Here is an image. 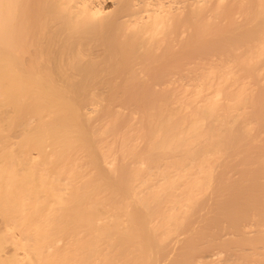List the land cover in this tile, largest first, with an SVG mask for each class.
Returning <instances> with one entry per match:
<instances>
[{"label":"bare ground","instance_id":"obj_1","mask_svg":"<svg viewBox=\"0 0 264 264\" xmlns=\"http://www.w3.org/2000/svg\"><path fill=\"white\" fill-rule=\"evenodd\" d=\"M10 221L42 264H264V0H0Z\"/></svg>","mask_w":264,"mask_h":264},{"label":"rangeland","instance_id":"obj_2","mask_svg":"<svg viewBox=\"0 0 264 264\" xmlns=\"http://www.w3.org/2000/svg\"><path fill=\"white\" fill-rule=\"evenodd\" d=\"M15 138H16V137H14V139H15ZM14 139H13L14 142H17V141H18V140H14ZM17 139H19V138L17 137ZM11 140H12V139H11ZM9 141H10V140H9ZM13 141H11V142H13ZM8 143H9V142H8ZM31 199H32V198H31ZM31 199H30V202H32ZM25 202H26V201H25ZM26 203H27V202H26ZM30 205H31V204H30ZM20 213H23V212L20 211ZM20 213H19V214H20ZM20 215H21V214H20ZM21 216H22V215H21ZM17 217H18V216H17ZM19 218H20V217H19ZM35 220H37V219H35ZM22 221H23V220H22ZM17 222H18V221H17ZM20 222H21V221H20ZM20 222H19V223H20ZM34 222H35V221H34ZM38 222H39V221H38ZM38 222H37V223H38ZM0 223H1L0 225H2V226H0V229H2V230L0 231V234H1L2 236H3V235H7V237H6V236L2 237V236L0 235V237H1V239H0V247H4V248H2V249L0 248V264H12V261L14 262L13 264H21V263H23V264H29L30 261H31V259H32L33 262L31 261L30 264H32V263H34V262H35L36 264H37L38 262H39L40 264L44 263L42 260L44 259L45 254L43 253L44 256L41 257L40 254H42V252H41V253L39 252V254L37 253V251H41V250H36V253H37L38 255L35 253L36 256H39V257H36L35 254H34L32 251H30V250L32 249V247H31L30 250H28V252H27L26 249H29V248H28L27 246H25L24 243H28L27 245L30 247L31 243H33L34 240H32L33 242H30V243H29V240H30L29 238H32L31 236H33V235L27 236L29 240L26 239L27 237H26V238L24 237V236L27 235V234H26L27 231L24 232V229L27 230V229H26L27 226L24 227L25 225L23 224V225H24V226H23V227H24L23 229H22V227L19 226V225L22 226V223H23V222H22L21 224L16 223V225H14L15 222H13V221L11 222V221H10V223H9L8 226H7L8 228L6 227V229H5L4 227H5L7 224H6L5 222H3V224H2V222H0ZM12 223H13V224H12ZM24 223H26V222H24ZM37 223H36V224H37ZM39 223H41V222H39ZM17 224H18V225H17ZM34 225H35V224H34ZM9 226H10V228H11V226H12V228H13V227L15 228V226H17V227L19 226L20 229H22L21 231L19 230L20 232H22V233H20V234H22V237H21V235H20V237H19V235H18V234H19V231L17 230V228H16V230H17L18 232L15 230V231H13V233L11 234L12 228L10 229ZM39 226H40V225H39ZM19 227H18V229H19ZM14 228H13V229H14ZM34 228H36V227H34ZM37 228H38V227H37ZM37 228H36V229H37ZM39 228H40V227H39ZM8 229H9V230H8ZM28 229H29V227H28ZM36 229H34V230H36ZM3 230H6V232H8V234H3V233H2ZM32 230H33V229H32ZM34 230H33V231H34ZM38 230H39V229H38ZM38 230H37V231H38ZM40 231H41V230H40ZM3 232H5V231H3ZM6 232H5V233H6ZM30 232H31V231H30ZM16 233H17V234H16ZM9 234H10V235H9ZM25 234H26V235H25ZM30 234H33V233H30ZM35 234H36V235H35ZM35 234H34V236H36V238H38L36 232H35ZM12 235H14V236H12ZM8 236H9L10 239L8 238ZM11 237L14 238L15 240L12 239ZM18 237H19V239H18L19 241H20V239H21V243H20L21 245H19V247H18V246L16 247L14 244H15V242H17V238H18ZM39 237H40V236H39ZM4 238H6V239H4ZM33 238H34V237H33ZM33 238H32V239H33ZM11 239L14 240V241H13L14 244H12V240H11ZM23 239L26 241V242H23L24 245L22 244ZM27 240H28V242H27ZM36 240H37V239H36ZM36 240H35V241H36ZM1 241H2V242H1ZM10 241H11V242H10ZM19 241H18V242H19ZM30 241H31V240H30ZM5 242H6V243H5ZM9 242H10V243H9ZM37 242H38V241H37ZM2 243H3V244H2ZM39 243H41V242H39ZM58 243H59V242H58ZM16 244H17V243H16ZM13 245H14V246H13ZM17 245H18V244H17ZM32 245H33V244H32ZM32 245H31V246H32ZM36 245L38 246V244H36ZM34 246H35V245H34ZM37 246H35V247H37ZM39 246L41 247V245H39ZM39 246H38V247H39ZM24 247H26V248H24ZM37 249H38V248H37ZM40 249H41V248H40ZM21 250H22V251H21ZM32 250H33V249H32ZM12 251H13V253H12ZM14 251H15V252H14ZM30 252H32V253H30ZM34 252H35V251H34ZM11 253H12V254H11ZM14 254H15V255H14ZM19 254H20V255H19ZM43 254H42V255H43ZM12 255H13V256H12ZM52 255H53V254H52ZM52 255H51V256H52ZM3 256H4V257H3ZM23 256H24V257H23ZM29 256H30V257H29ZM31 256H32V257H31ZM53 256H54V255H53ZM40 257H41V258H40ZM49 257H50V256H49ZM49 257H48V258H49ZM55 257H57V256H55ZM17 258H18V259H17ZM36 258H37L38 260H37ZM53 258H54V257H53ZM20 259H21V260H20ZM29 259H30V260H29ZM49 259H50V258H49ZM54 259H55V258H54ZM14 260H15V261H14ZM47 260H48V259H47ZM10 261H11V262H10ZM44 261H46V260H44ZM3 262H4V263H3ZM55 262H56V261H55ZM35 263H34V264H35ZM39 263H38V264H39ZM48 264H50V262H48ZM52 264H54V262H53ZM57 264H58V263H57Z\"/></svg>","mask_w":264,"mask_h":264}]
</instances>
